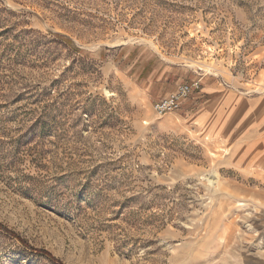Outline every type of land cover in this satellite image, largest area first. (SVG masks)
<instances>
[{
  "label": "rangeland",
  "instance_id": "obj_1",
  "mask_svg": "<svg viewBox=\"0 0 264 264\" xmlns=\"http://www.w3.org/2000/svg\"><path fill=\"white\" fill-rule=\"evenodd\" d=\"M0 264H264V0H0Z\"/></svg>",
  "mask_w": 264,
  "mask_h": 264
},
{
  "label": "built area",
  "instance_id": "obj_2",
  "mask_svg": "<svg viewBox=\"0 0 264 264\" xmlns=\"http://www.w3.org/2000/svg\"><path fill=\"white\" fill-rule=\"evenodd\" d=\"M199 88L200 80H194L190 83H182L178 85L173 92L155 101L152 105V109L158 116L176 111L180 108L188 95Z\"/></svg>",
  "mask_w": 264,
  "mask_h": 264
}]
</instances>
